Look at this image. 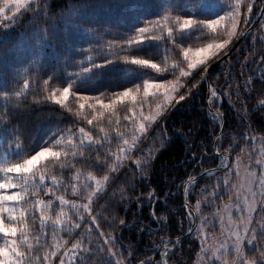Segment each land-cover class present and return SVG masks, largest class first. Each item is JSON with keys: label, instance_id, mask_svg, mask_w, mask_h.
<instances>
[{"label": "trees", "instance_id": "1", "mask_svg": "<svg viewBox=\"0 0 264 264\" xmlns=\"http://www.w3.org/2000/svg\"><path fill=\"white\" fill-rule=\"evenodd\" d=\"M40 2L44 7L34 11L21 9L22 14L18 22L0 32V119L5 113L7 116L6 119L0 120V163L17 162L38 151L41 146H51V141L60 136V132L55 134L56 129L64 130V150L71 156V146L66 142L72 135L70 129L73 123L85 127L86 131H97L98 127L102 126L110 132L109 139H112L116 132H120V140H113L110 145L113 155L119 154L118 150L125 147L122 140H128L131 146L132 136L139 135L138 132L131 131L133 127H138V123L134 125L129 117L142 122L139 113L143 112L144 116L154 113L157 110L156 105L163 100L164 93L150 89L142 105L139 102L123 100L114 109L107 110L103 116L93 117L92 109L87 107L92 101L82 100L75 92H81V97L91 96L105 89L116 91L123 87L142 84L144 79L152 77L174 81L181 77L180 69L187 68V61L183 55L184 48L195 50L211 43H219L228 38L229 29L234 27L238 35L233 36L225 46L229 49L253 23L264 0H40ZM249 2L253 5L251 9L248 7ZM4 3V0H0V5ZM29 3H33V0ZM194 3L201 7L190 13L189 9ZM165 5L180 9L182 14H194L199 19H214L218 15L225 18L213 29L200 30L193 27L181 30L176 38L177 43L181 45L179 49H173L170 42L161 38L143 41L130 50L140 58L153 59L160 65V71L121 59L81 73L79 76L75 75L78 71L77 63L82 62L84 67H87L90 57L95 63V58L106 55L108 51L106 47L103 50L94 48L89 51L88 45L98 41L81 25L100 29L101 32L108 29L115 30L118 34L131 32L145 19L158 15L161 7ZM226 12H233L236 16L247 15L248 19L239 20L233 25L229 17L225 16ZM10 15L12 10L4 13L5 17ZM2 19L3 17H0V20ZM44 27H47V36L44 34ZM2 28L3 25L0 24V29ZM105 35L103 37L105 45L111 39H119L108 35L107 32ZM153 35L161 34L156 32ZM113 51L120 56L127 54L118 49ZM261 54H264V14L256 27L229 55L209 71L210 104L213 110L218 109L224 117L222 134L216 142V152L213 151V142L219 133L221 121L207 106V86L205 80H201L197 88L193 89L194 95L181 101L167 114L166 120L161 122L165 134L162 137L154 134L143 143L137 142L135 154L131 158L124 157L123 164L119 165V171L114 173L113 179L105 185L108 195L96 201L94 208L101 214V227L105 232H112V229L107 228L103 216L112 213L118 218L125 219V225L113 234L119 238L123 254L127 256L131 252L135 257L130 260V264H138L139 260L146 257H152L151 264H162L161 254L166 249L168 264H211L213 259L216 260V264L229 262L233 264L237 257L235 250L227 253L222 249L217 255L212 256L210 248L206 247L213 242L221 243V236L230 233V225L236 230L239 225V231L243 234V225L247 223L254 203L241 180L244 170L249 169L255 173L257 187L254 190L259 191V173L262 168L257 163L256 156L260 150H264V142L261 139L264 137V87L261 84L264 83V77L259 75L255 57ZM30 61L37 62L30 64ZM174 65L175 72L171 71ZM37 69L41 72L39 80L25 88L24 80L29 79L30 73L34 78ZM49 77L51 80L46 86L43 81ZM249 77L252 78V84L245 85L244 81ZM198 78L199 73H196V79ZM184 79L186 81L191 79V75ZM70 81H74L73 87L70 86ZM62 87H69L63 106L51 100L37 103L36 97H48L52 94L53 88ZM9 88L12 94L4 96L2 93ZM15 92H21V96L17 97ZM81 103H84V108L80 107ZM134 106L136 110L129 112L128 108ZM88 119H93L94 125H89ZM156 126L158 124L154 125ZM14 135H19L20 140L13 141L10 148L9 140L13 139ZM245 136L254 139L246 141ZM149 147L152 149L153 158L146 176L142 177L140 167L135 161L137 156H141ZM227 153L230 154L231 161L226 168L209 172L188 186L186 199L196 213L197 223L190 236L178 243L177 240L183 237L192 225V217L184 204V185L190 178L198 176L203 171L225 166ZM89 155L94 159L96 153L92 152ZM56 159L63 160V152L60 158L55 159L46 155L38 162L36 172L37 179L42 174L51 173L57 176L60 184L59 190L55 193L56 197L64 196L69 201L83 204V194L74 193L70 185L76 184L77 189L89 184L95 187V181L90 178L89 173L103 183L102 172L98 174L92 168L81 169L78 165L59 171L60 165L56 163ZM49 160L53 162L49 163ZM217 177L220 178L221 186L216 192V198L212 199ZM225 178L229 181L227 186L223 184ZM47 183H52L50 178ZM36 191L33 189V192ZM35 199L45 201L52 199L48 194L47 184L45 190ZM33 203L34 199H29L27 206L30 208ZM9 207L19 208L22 205L9 202ZM56 210H60L58 200ZM64 211L68 212L69 208L65 207ZM34 215L36 219H33V213L29 211L27 223L30 230L25 235L33 246H36L38 234L41 237L47 236V243L41 239L43 248L39 250L40 258L49 246L58 249H63L64 246L70 248L71 243L78 241L79 231L72 234L66 229L62 231L60 225H57L53 233L51 226L42 228L38 218L39 212ZM72 218L77 219L75 216ZM260 219L261 216L256 214V220ZM47 223L50 225V222ZM88 227L89 221L85 219L81 231ZM91 227L92 235L84 238L96 244L99 242L98 232L94 225ZM3 242L0 235V244ZM247 251L245 248V252ZM63 254V251L59 253ZM32 255L36 260L37 253L34 252ZM48 255L49 264L52 262L60 264L59 255L53 256L50 250ZM248 255L251 256V253ZM70 259V256H66L65 264H68Z\"/></svg>", "mask_w": 264, "mask_h": 264}, {"label": "snow or ice", "instance_id": "2", "mask_svg": "<svg viewBox=\"0 0 264 264\" xmlns=\"http://www.w3.org/2000/svg\"><path fill=\"white\" fill-rule=\"evenodd\" d=\"M33 3L35 7H33ZM33 3L22 4L21 0H5L3 5H0V24L3 28L0 32L10 28L13 24L18 22V18L22 14L21 8L34 11L38 8L44 7L40 0H33ZM200 5L194 3L192 8L189 9L190 13L195 12ZM249 9L253 5L249 2ZM12 9V15L4 16V13L9 9ZM175 14V15H174ZM225 16L229 17L231 23L235 25L239 20L247 21L248 16H236L233 12H226ZM235 16V19L233 17ZM224 16H216L214 19H199L194 14H182L180 9H173L167 5L161 7L160 13L153 17L145 19L143 23L135 28L131 32L117 33L115 30H105L103 32L97 28L86 27L81 25L91 33L95 40L98 42L88 45L89 51L92 49L103 50L105 47L108 49L106 55L95 58V63L90 57L87 61V67H84L83 63H77L78 71L75 73L79 76L81 73L89 72L90 70L100 68L102 65L109 64L112 61H128L137 65H147L152 69L160 71V65L154 62L151 58H140L137 54H132L131 49L137 46L139 43L147 40H160L163 38L166 42H170V47L173 49H179L180 44L177 43L176 38L179 36L181 30L191 29L196 27L200 30L204 28L213 29L220 24V21L224 20ZM9 21L11 23H9ZM45 36L48 34L47 27L43 28ZM108 35L113 37H119V39H111L104 44L103 37ZM159 32L161 35L156 36L154 33ZM238 35L235 28H231L228 31V38L221 40L219 43H211L204 48H198L195 50V56L192 54V50L189 48L183 49V55L187 61V68L189 70L195 69V72L185 71L180 69L181 77L174 81H164L162 77H152L150 79H144L142 84H135L129 87H123L116 91H108L105 89L102 92H98L94 95H85L81 97V92H75L77 97L82 100H91L92 103L87 105L92 109L91 115L93 117L103 116L107 110H112L115 106L123 100H130L139 102L142 105L144 97H147L150 89L161 91L164 93L163 100L156 105V111L150 113L147 116L143 115V112L139 113V119L142 122H138L136 119L129 117L132 123L135 125L138 123V127H133L131 131L133 133H139V135H133V145L129 146L128 140H122L125 145L124 148L118 150L119 154L113 155L110 145L113 140H120L121 133L116 132V135L109 139L110 132L105 130L104 127H98L97 131H86L85 127L77 126L75 123L71 126L72 135L67 138V144L71 146V156L69 152L64 150L65 140L64 130L56 129L54 132H60V136L51 141V146H41L38 151H34L27 155L25 158L12 162L0 163V235L3 237V243L0 244V264H49L48 251H51L53 256L59 255L63 251V255H59L60 264H65V257L70 256L71 259L68 264H130V260L135 259L130 252L127 256L123 254L122 248L119 246V238L113 233L125 225L124 218H118L115 214L109 213L107 216H103L105 225L107 228L112 229V232H105L101 227V214L94 208V203L100 199L107 197L108 193L105 190V185L113 179V174L119 171V165L123 164L124 157L131 158L136 152V143H143L149 136L157 134L163 136L164 129L161 126V122L166 120L167 114L172 111L181 101L186 100L194 95L193 89H196L201 80L207 79L208 73L213 65L217 61H220L222 57L226 58L229 49L225 46L229 44L230 39ZM114 49H118L124 53L123 56L114 52ZM111 57V58H109ZM247 59V57H246ZM37 61H30L29 63H36ZM256 66L259 68V75L264 77V54L259 57H255ZM199 65V67H198ZM176 66L174 65L171 71L175 72ZM196 73H199V78L196 79ZM41 72L39 69L35 72V77L30 73L29 79L24 80V87L27 88L30 84L39 80ZM191 79L185 80L184 77H190ZM51 78L43 81L44 85H49ZM18 83V81H17ZM74 81H70V86L73 87ZM245 85L252 84V78L249 77L244 81ZM264 87V83H261ZM187 85V87H185ZM69 92V87H62L60 89L53 88L52 94L48 97H36L37 103L51 100L55 103L64 105L66 96ZM237 92H239V85L237 84ZM142 93V94H141ZM4 96L12 94L11 88L8 91L2 93ZM17 97L21 96V92H15ZM215 95V93H213ZM81 108H84V103L80 104ZM135 106L128 108L129 112H134ZM79 113H77L78 115ZM6 113L3 115V119H6ZM152 122H156L153 124ZM89 125H94L93 119H88ZM154 127V125H157ZM119 128V124H117ZM158 129V132L156 130ZM78 134V135H77ZM127 133H125L126 135ZM246 141L254 138L244 137ZM264 142V137H261ZM19 135H14V138L9 140V147L13 141H19ZM63 152L64 159H56V163L60 165L59 171L64 169L77 167L81 169L92 168L97 173H103L102 180L96 179V177L89 176L95 181V187L91 184L87 186H81L77 189L76 184H71L73 192L77 195L83 194L84 203L80 204L78 201H69L64 196L56 197L55 193L58 191V185L60 181L56 175H40L36 178L37 165L46 155L51 158H60ZM95 152V158H90V153ZM219 152V149H217ZM223 155V153H220ZM153 158L152 149L149 147L144 150L141 156H137L135 163L140 167L141 176H146L147 170L150 167L151 160ZM71 160V163H69ZM52 163V160L48 161ZM251 167V165H249ZM260 183L259 194L254 190L257 185L255 182L251 185L253 189L250 192V198L254 202L252 205V211L249 212L247 223L243 225V234L239 231V225L236 231L229 233V241H226L224 250L227 253L236 251L237 257L233 264H264V169L260 170ZM255 176V174H253ZM49 178L52 183L48 184ZM13 181H16L15 183ZM229 183L228 179L223 180L224 186ZM47 184L48 194L52 199L40 200L35 199L40 192L45 190ZM220 178L217 177L216 184L213 186L212 199L216 198V192L220 188ZM36 189V192H33ZM91 189V190H89ZM103 193V195H101ZM29 199H34V203L29 208ZM247 199V198H246ZM58 200L60 210H56V201ZM9 202L22 205V207H9ZM68 207L69 211L65 212L64 208ZM107 210V209H105ZM29 211L33 213V219H36L34 215L39 212V221L42 228L51 226L53 233H55L57 225H60L61 230H68L70 233L75 234L80 232L78 241L71 243V247L64 246L63 249H58L53 246H49L48 250H45L42 258L39 257V250L43 248L41 239L44 243H47V236L41 237L37 235L36 246L29 243L28 237L25 235L30 230L27 218ZM256 214L261 216L259 221L256 220ZM191 215V213H190ZM73 216L77 217L73 220ZM55 217V218H53ZM63 218V219H61ZM87 219L89 221V227L84 231H81L83 221ZM50 222V225L49 223ZM92 225L95 226V230L98 232L99 242L93 244L92 241L85 240V236H91L93 232ZM234 237V239H233ZM206 238V237H205ZM246 241V244H245ZM169 243H172L169 241ZM203 243V240H202ZM27 245L26 247H24ZM23 248V251H21ZM245 248L248 249L245 252ZM168 250L166 249L165 252ZM37 253L36 260L33 258V253ZM251 253V256L248 255ZM164 253L161 254L162 259ZM245 257H248L245 259ZM152 257H146L139 260L138 264H151ZM54 264V262H52ZM211 264H216V260L213 259Z\"/></svg>", "mask_w": 264, "mask_h": 264}, {"label": "water", "instance_id": "3", "mask_svg": "<svg viewBox=\"0 0 264 264\" xmlns=\"http://www.w3.org/2000/svg\"><path fill=\"white\" fill-rule=\"evenodd\" d=\"M263 14H264V2H263V4H262V6H261V8H260V10H259V13L257 14V17L255 18V20L253 21V23L249 26V28H247L237 39H236V41L232 44V46L229 48V52H228V55H229V53L234 49V47L235 46H237L255 27H256V25L258 24V22L260 21V19H261V17L263 16ZM227 55V56H228ZM225 58L224 57H222L221 58V60L220 61H217L216 63H215V65H213L212 66V68H214L215 66H217L218 65V63H220L222 60H224ZM211 68V69H212ZM210 69V70H211ZM208 75H209V73H208ZM205 82H206V86H207V106L209 107V109H211L213 112H214V114H216L218 117H219V119H220V121H221V126H220V130H219V133H218V135H217V137L215 138V140H214V142H213V151L214 152H216V150H215V147H216V142H217V140H218V138L221 136V134H222V130H223V124H224V117H223V115L221 114V112L218 110V109H216V110H213L212 109V107H211V104H210V91H211V86H210V82H209V78H208V76H207V79H205ZM227 162H226V165L225 166H223V167H221V168H217V169H212V170H206V171H203V172H201L198 176H196V177H193V178H190L187 182H186V184L184 185V187H183V198H184V204H185V206H186V208H187V210H188V212L189 213H191V217H192V225H191V227H190V229H189V231L183 236V237H181V238H179L178 240H177V242L179 243V242H181V241H183L184 239H186V238H188L189 236H190V234L192 233V231H193V229H194V227L196 226V223H197V217H196V213H195V211H194V209L188 204V202H187V199H186V191H187V188H188V186L191 184V183H193V182H195L196 180H198L200 177H202L203 175H205V174H207V173H209V172H212V171H215V170H217V171H220V170H222V169H224V168H226L229 164H230V161H231V157H230V154L229 153H227ZM165 255H164V258L162 259V256H161V262H162V264H168L167 263V261H166V252H163Z\"/></svg>", "mask_w": 264, "mask_h": 264}, {"label": "rangeland", "instance_id": "4", "mask_svg": "<svg viewBox=\"0 0 264 264\" xmlns=\"http://www.w3.org/2000/svg\"><path fill=\"white\" fill-rule=\"evenodd\" d=\"M31 0H21V3L22 4H28ZM5 2V0H4ZM23 9V8H21ZM20 9V10H21ZM8 10H12L11 8H9ZM204 48V47H203ZM196 50V49H195ZM195 50H192V54L195 56L196 52ZM199 67V65H198ZM195 69L193 70H189L188 68L185 69V71H190V72H193ZM184 78H188V77H184ZM226 159H227V156H225ZM256 160L258 161L257 163L260 164L261 168L264 169V150H260L258 153H257V156H256ZM253 174L255 173H252V171H250L249 169L248 170H244V173L242 175V182H243V185H244V189L249 193L250 195V192L253 190L251 188V185L253 184V182L256 181V176H254ZM257 194H259V191L257 192ZM230 230L231 231H236V228L233 226V225H230ZM230 232V231H229ZM228 237V238H226ZM221 243L219 244H215V242L211 243L210 245H208L206 247V249H209L210 248V253L212 256H215L217 255V253L219 251H221L222 249H224V246H225V243L226 241H229V234H226L224 233L223 236H221ZM237 255V253H236ZM232 256V255H231ZM232 257L235 258V256L233 255ZM71 258V257H70ZM230 264V262H229Z\"/></svg>", "mask_w": 264, "mask_h": 264}]
</instances>
